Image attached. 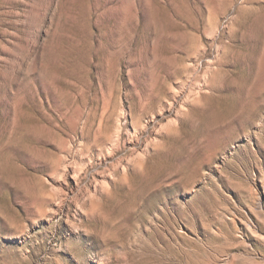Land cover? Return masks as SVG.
<instances>
[{
	"label": "rangeland",
	"instance_id": "374dc122",
	"mask_svg": "<svg viewBox=\"0 0 264 264\" xmlns=\"http://www.w3.org/2000/svg\"><path fill=\"white\" fill-rule=\"evenodd\" d=\"M0 264H264V0H0Z\"/></svg>",
	"mask_w": 264,
	"mask_h": 264
}]
</instances>
